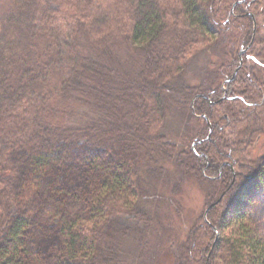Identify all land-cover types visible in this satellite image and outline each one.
Wrapping results in <instances>:
<instances>
[{
    "label": "trees",
    "instance_id": "obj_1",
    "mask_svg": "<svg viewBox=\"0 0 264 264\" xmlns=\"http://www.w3.org/2000/svg\"><path fill=\"white\" fill-rule=\"evenodd\" d=\"M259 17L264 0H0V264H130L166 162L214 204L173 264H264Z\"/></svg>",
    "mask_w": 264,
    "mask_h": 264
},
{
    "label": "rangeland",
    "instance_id": "obj_2",
    "mask_svg": "<svg viewBox=\"0 0 264 264\" xmlns=\"http://www.w3.org/2000/svg\"><path fill=\"white\" fill-rule=\"evenodd\" d=\"M258 21L257 41L259 42V40L264 38V19L259 17ZM258 47H263V45L258 44ZM221 57V52L216 51L214 53L209 51L208 58L210 62L208 69L217 68L222 62ZM199 66L200 64H198L197 68L192 67L193 70L191 71H195L194 73L192 72V84L199 82V70H197ZM251 66L252 64L249 65V67ZM115 93L117 92L115 91ZM256 99L254 101L256 105L254 109L261 114L260 126L262 131L256 135L252 147L247 152V156L253 160L264 155V88L261 91V97ZM189 113L187 112V115ZM183 114H176L177 119L184 117V123L174 125V130H177V132L172 138L181 147L187 145L184 142L186 141L184 135L190 130L195 129L198 131L200 126L199 120L193 115L189 114L188 120L186 113L184 112ZM176 115L173 113L170 116L175 117ZM179 130L181 131L178 132ZM159 169H157L158 173L156 172V180L151 181L152 186L157 189L149 191L142 186L145 193L142 196V201L145 199L143 203L146 204V206L145 204L143 206L151 215L153 228L150 232H139V234L143 233L142 235H144L143 237L142 235L139 236L141 239L138 240L141 241H130V244L125 246L130 256V264H173L172 256L169 255L171 253L169 251L170 248L175 249L179 243L188 237L189 232L191 235L192 229L194 230L199 221L202 220L207 206L213 199L210 190L204 189L202 183L193 175L187 174L182 180L183 174L169 162L160 164ZM234 171L237 173L238 169H234ZM163 172L167 174L164 175ZM175 183L179 185L173 187ZM235 210L238 211L239 209ZM230 214H233V212H230ZM132 225L136 226L137 223L133 221ZM231 230V227L223 225L220 232H230Z\"/></svg>",
    "mask_w": 264,
    "mask_h": 264
},
{
    "label": "water",
    "instance_id": "obj_3",
    "mask_svg": "<svg viewBox=\"0 0 264 264\" xmlns=\"http://www.w3.org/2000/svg\"><path fill=\"white\" fill-rule=\"evenodd\" d=\"M222 198V197H221ZM221 198H219V200L221 199ZM216 203V202H215ZM214 204H211L208 208H207V210H206V213H207V211L213 206Z\"/></svg>",
    "mask_w": 264,
    "mask_h": 264
},
{
    "label": "bare ground",
    "instance_id": "obj_4",
    "mask_svg": "<svg viewBox=\"0 0 264 264\" xmlns=\"http://www.w3.org/2000/svg\"><path fill=\"white\" fill-rule=\"evenodd\" d=\"M245 52V50L243 49L241 53ZM215 230L218 231L217 227H215Z\"/></svg>",
    "mask_w": 264,
    "mask_h": 264
}]
</instances>
